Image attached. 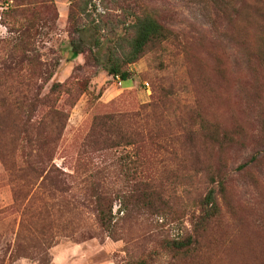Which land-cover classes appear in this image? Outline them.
Returning <instances> with one entry per match:
<instances>
[{"label": "rangeland", "instance_id": "1", "mask_svg": "<svg viewBox=\"0 0 264 264\" xmlns=\"http://www.w3.org/2000/svg\"><path fill=\"white\" fill-rule=\"evenodd\" d=\"M53 2L58 15L54 32L36 39V50L27 53L37 59L35 65H42L43 74L29 82L23 79L28 61L13 59L15 52L9 51L14 35L8 32L7 17L0 19V70L23 66L15 78L6 77L9 70L0 75V264H128L143 256L150 264H264V0H92L91 17L101 16L108 24V32L99 34L92 29L91 17L78 15L68 23L69 5L77 0ZM126 5L153 15L173 37L130 65L124 84L105 68L106 48L113 41L109 31ZM3 6L0 1V17ZM70 39L85 48L99 40V48H93L98 60L70 54ZM53 82L61 83L62 91L70 90L51 94L59 95L58 108L68 111L54 152L45 116L51 102L40 107L34 102L28 142L21 136L20 109L22 95H50ZM81 84L86 88L79 94ZM76 95L68 109L66 102ZM161 96L165 105L157 112L164 130L170 131L169 123L178 131L175 147L161 151L164 163L147 162L136 169L130 147L110 152L84 147L95 115L148 112L141 107ZM223 133V144L213 143ZM144 148L142 157L149 153V144ZM49 163L73 175L72 188L62 196L38 188L37 168ZM150 170L158 172L161 181L156 189L160 213L125 216L115 199L113 233L101 231L94 221L87 177L97 173L111 191L126 192L131 175ZM216 174L224 179L221 187L212 186L218 215L197 235V200L208 190V177ZM14 192L19 202L14 203ZM26 192L34 200L28 216L42 204L48 209L41 221L24 219L26 227H44L34 248L26 228L16 243L20 199ZM69 223L75 226L73 233ZM185 235L195 238L190 252H168L165 244ZM50 240L54 243L49 247Z\"/></svg>", "mask_w": 264, "mask_h": 264}, {"label": "trees", "instance_id": "2", "mask_svg": "<svg viewBox=\"0 0 264 264\" xmlns=\"http://www.w3.org/2000/svg\"><path fill=\"white\" fill-rule=\"evenodd\" d=\"M0 1L1 4L4 5L0 19L3 20V16L7 17L9 20L8 32L14 35V43L11 45L9 52H15L13 59L21 58V63L23 64L24 61H28L26 67H24L26 71L24 74L27 76L23 79H27L29 82L34 77H41L43 74L41 72V69H43L42 65H35L34 63L37 59L35 57L29 58L27 53H32L36 50V48H34V41L36 39H43V37L47 38L55 30L58 15L53 0ZM92 6V0H77L76 5L75 2H72L68 9V23L70 25L73 24L78 15L91 17L89 11ZM120 10V21L115 23L109 31L110 36L113 37V41L106 48L105 71L111 77L118 76L121 82H126L130 77L128 67L140 60L152 47L161 46L172 40L173 33L145 10L131 8L130 5H126L123 8L121 7ZM90 23L92 29L96 33L108 32L107 21L103 20L101 16H98L96 19L91 17ZM76 32H79V29H76ZM99 45V40L95 41L92 48L83 47V44L75 39H70L68 42L69 53L82 55L86 60H98L96 51H93V48L98 49ZM8 70L9 72L6 74L5 71ZM22 70L23 66L11 69L10 66L6 65L4 69L0 70V75L3 76L6 74L8 75L6 77L15 78L21 74ZM46 80H48V78ZM85 86V84L79 86V94L84 93ZM62 88L63 85L61 83L53 82L49 89L50 95L42 97L37 94L22 95L20 102V109L22 112L21 136L26 142L29 140L30 129L34 127L33 118L30 115L36 107V103L34 104V102L37 101V107L45 106L48 102H51V106H48L45 116L50 119L48 125L50 128V139H52L50 141L52 145L51 150L53 152L55 151L59 136L68 119V111L58 108L59 95L51 94L57 92L68 94L70 92L69 89L62 91ZM77 96L80 95H76L73 100L66 102L68 109H71L75 105ZM68 97L70 98L71 95H68ZM164 98L165 97L162 98V96L160 98L158 97L156 100L141 107V111L144 109L148 111L144 113L126 112L95 115L83 143L84 147L103 152H110L120 147H130L133 150V154L136 155V160L131 161L132 165L137 167L136 169L146 165L147 162L150 164L164 163L160 158L161 151L165 152L167 149L175 147L173 143L176 140L178 141V131H174L175 129H173V126L169 123H167V125L170 131H165L162 124L164 119L157 112V108L161 104L163 106L165 105ZM46 118L39 120V124L43 125L46 122ZM214 133L216 136L219 135L217 131H214ZM225 134L226 133H223L221 135L219 142L213 141V143L219 146L222 145V138H224ZM145 143L149 144V153L142 157L140 153L145 149ZM172 154L174 153L172 152ZM24 160H26V168L31 169L32 162L27 157H25ZM152 166L154 165H151V167ZM37 171L38 173L35 180L39 181L38 188L44 189L46 187L51 196L64 195L68 192V186L71 189L74 184L73 175L61 171L51 163H49V166L45 169L42 167L37 168ZM87 178L91 179H89V184L87 183L86 186L95 224L101 231L108 235L113 233L112 229L115 224L113 222L115 217L113 215V204L115 199L120 200L119 212L125 213V216H131L136 211H147L153 215L160 213L157 207L158 205L156 204L157 201L161 200L156 190L158 185H161L158 172L154 173L150 170L142 172L141 174L134 173L129 177V187L126 192L111 191L106 186V183L103 184V181L98 180L102 178L97 176V173H93ZM223 180L224 179L217 174L210 175L208 177V190L206 194L197 200L198 215L194 217V233L197 235L200 231L205 229L210 220L218 215L219 209L215 187L212 186L217 185L221 187ZM32 197L33 196L30 195L29 192H26L20 199L23 200L21 201L23 208L20 215V228L16 234V243L17 240L19 241V239H21V230L26 228L25 231L30 234L27 240L30 241L29 245L34 248L36 242L40 241L43 237V233H45L44 227H39V229L37 227L35 228L36 223H34V229L26 227L24 219L29 217L36 222H38V220L41 221L44 213H46L48 209L42 204L37 211L33 210L28 216ZM18 200L14 192V203ZM33 201L34 200H32L31 203ZM68 226L74 227L71 230V233H73L75 226L72 223H69V225L67 224V228ZM29 230H32V232ZM48 230L50 231L49 235H53L54 240L55 233L52 231L51 226H49ZM71 233L69 232V235ZM22 239L25 238L22 237ZM53 243L54 242L50 240L48 246L50 247ZM194 243L195 238L193 235H185L180 240H169L167 244H165V247L172 255H178L179 253H189ZM18 247L21 246L18 245ZM49 262L50 261H47L41 264H49ZM128 264L150 263L148 256H143Z\"/></svg>", "mask_w": 264, "mask_h": 264}, {"label": "built area", "instance_id": "3", "mask_svg": "<svg viewBox=\"0 0 264 264\" xmlns=\"http://www.w3.org/2000/svg\"><path fill=\"white\" fill-rule=\"evenodd\" d=\"M114 80H116V81H120V79H119V77L118 76H115V77H112ZM121 82V81H120ZM144 87L146 88V89H149V86H148V84L147 83H144Z\"/></svg>", "mask_w": 264, "mask_h": 264}, {"label": "crops", "instance_id": "4", "mask_svg": "<svg viewBox=\"0 0 264 264\" xmlns=\"http://www.w3.org/2000/svg\"><path fill=\"white\" fill-rule=\"evenodd\" d=\"M127 82H128V81H126V82H122V83H124V84H125V83H127Z\"/></svg>", "mask_w": 264, "mask_h": 264}]
</instances>
